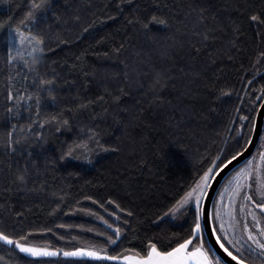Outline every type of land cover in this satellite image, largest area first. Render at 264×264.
I'll list each match as a JSON object with an SVG mask.
<instances>
[{
  "label": "trees",
  "instance_id": "obj_1",
  "mask_svg": "<svg viewBox=\"0 0 264 264\" xmlns=\"http://www.w3.org/2000/svg\"><path fill=\"white\" fill-rule=\"evenodd\" d=\"M32 3L0 0V23L8 22L0 29V230L16 235L31 232V243L51 249L105 247V236L97 233L111 235L112 229L98 219L102 216L113 228L122 229L118 245L107 246L110 254L133 250L145 255L149 242L170 250L187 235L190 217L158 218L218 152L230 156L240 149L244 138L237 140L238 133L247 134L248 123L255 122L264 102V37L258 35L264 30L248 20L250 12H264V0H53V11L68 23L58 26L49 13L47 22L32 30L45 35L52 49L39 71L55 77L56 101L42 93L39 117L34 101L21 102L20 116L11 121L17 125L15 139L20 144L15 154H9L4 125L12 114L6 111L11 106L6 104L7 91L11 86L25 95V87L29 92L36 88L22 64L6 63L8 34ZM201 8L206 10L203 23L198 21ZM76 14L80 23L94 20V27L81 32L80 23L73 20ZM153 15L167 19L169 27L154 24L152 32L146 33L134 22ZM234 24L239 25V33L233 31ZM58 27L69 43H57ZM206 31L207 41L203 40ZM121 44L123 50L113 54ZM221 89L231 95L222 96ZM101 96L104 99L87 110L66 111L74 108L78 98L95 101ZM62 110L70 130L57 133L54 127L41 129L38 124L27 130L32 120ZM240 116H248L249 121ZM21 127L25 131H19ZM89 129L99 133L103 145L118 150L90 153L93 164L83 157L61 159L74 141L95 147L88 140ZM25 165L32 179L20 191L13 181ZM219 199L217 195L215 203ZM122 209L134 215L129 217ZM43 259L48 264H85L63 255ZM35 260L0 242V264ZM86 264L100 262L87 260Z\"/></svg>",
  "mask_w": 264,
  "mask_h": 264
},
{
  "label": "snow or ice",
  "instance_id": "obj_2",
  "mask_svg": "<svg viewBox=\"0 0 264 264\" xmlns=\"http://www.w3.org/2000/svg\"><path fill=\"white\" fill-rule=\"evenodd\" d=\"M121 2L131 3V0H121ZM119 8L120 5H117ZM205 9L198 10V21L203 23L206 19L204 13ZM55 19L58 26L66 25L68 21L53 11V0H39L31 5V8L27 12L24 19L20 21L14 29H11L8 34V46L6 53V63L12 65L14 63L22 64L28 74L32 75V85L36 90L29 92L25 87V95H19L18 90L14 92L9 87L6 95V111L11 116L8 117V123L4 125L8 129L7 142L5 147L8 148L9 154H15L17 152V145L20 144L19 139H15L17 132V125L11 123V121L20 116V106L22 101H34L35 115L40 116V110L42 106L41 94L47 93L49 98L56 101L55 96V77L48 78L47 73H41L39 67L33 69L29 67V60L39 55L41 60L45 59L48 53L52 50L48 38L39 32H34L35 28L40 22H47L48 15ZM113 17H109L112 19ZM73 20L77 23L81 22V17L76 14L73 16ZM249 23L255 25L258 29L264 30V12H250L248 15ZM133 21H130V23ZM135 23L140 24L141 28L146 33L152 32V25H161L167 29L169 22L167 19L158 16H151L149 19L135 18ZM8 23V22H5ZM5 23H0V29L5 27ZM95 21H88L87 23H80V30L83 33H87L94 27ZM21 26H25L27 30H22ZM71 31V29H67ZM208 31H211L210 29ZM235 33L240 32L239 25L233 26ZM14 33V34H13ZM199 34V33H198ZM258 35L264 37V31L258 32ZM209 39L207 31L203 34V40ZM57 43L67 44L68 39L64 35V31L59 30L56 33ZM103 38L98 41L102 43ZM124 45L121 44L112 50V53L119 55L123 50ZM199 51V49H196ZM26 53V55H25ZM107 57L109 53L105 52ZM261 56H264V52H261ZM80 57H77L79 60ZM259 62V61H257ZM133 72L139 74L138 69H133ZM147 75V73H143ZM128 73H125V77H128ZM28 75H24L22 79L28 80ZM13 77L9 76L11 81ZM251 83V81H249ZM155 85L159 84V81H154ZM264 91V90H262ZM222 96H230L231 93L221 89ZM264 98V97H261ZM104 97H98L97 100L91 99H79L74 108L70 107L66 109L69 112H79L87 110L91 105L97 103V101L103 100ZM114 100H118L119 97H114ZM264 107V105H262ZM29 114L32 113V105L28 106ZM64 111L54 113L50 116L44 117L42 120H32L27 126L29 132L32 131V126L37 125L43 129L46 126L54 127L57 133L62 130H70L71 123L68 118L65 117ZM236 111H239L238 109ZM240 120L249 121L248 116H240ZM243 127V126H242ZM247 134L238 133L237 140L240 136L244 138V144L240 149L230 154V156H224L222 152H218L213 157V162L209 167L202 171L198 175V178L193 181L183 192L179 198L175 199L173 203L164 211L163 215L158 219L163 220L165 217L169 219H177L180 217H190V223L188 227V233L181 240H177L174 247L170 250H161L154 242H149L147 246V252L145 255H141L139 252L133 250H125L123 253H117L115 255L110 254L107 246L118 245L122 236V229L120 227L113 228V224L109 223L102 216H98V219L102 220L108 229H112V234L97 233V235L105 236V247H98L95 245L76 246L72 250H64L61 248L51 249L47 246H40L30 242L29 237L33 233L27 234L21 233L19 235L9 234L3 230H0V242L3 244L18 249L19 253L28 257L36 258L35 261H29V264H48V261L43 258H52L63 255L66 258H78L79 261L87 260L97 261L100 264L105 262H112V264H223L222 259L217 255L218 249L215 246H219V250L231 258V261L235 264H264V135H259L260 148L257 150V155L251 159H247L243 166L239 167L227 180L226 184L222 186L223 191L217 193L220 200H223L224 192L228 193V206L227 210L224 209L222 203H215L212 213L210 214L207 209V203L211 201L210 192L213 191V185L218 183L219 178L227 172L230 166L237 163L239 158L248 151V147L252 145L251 136L257 133V126L253 121H250L247 125ZM19 131L23 132L25 129L21 127ZM99 133L94 129H89L88 140L95 144V147H91L88 144L73 142L68 145L66 150L61 156V159L71 157L73 159H83L88 164H93L91 154H95L97 151H117L114 147H107L103 145L98 139ZM40 139H43L41 133ZM87 149V152H85ZM31 156V153H27ZM218 161V162H217ZM26 173V179L23 182L13 181L17 184V189L20 191L26 190L29 181L32 179L31 174L28 171L27 165L24 167ZM71 174V173H70ZM11 190L5 188V191ZM86 200H91L93 204L100 203L93 199L91 196H85ZM61 199H63L61 197ZM239 201V204L237 203ZM109 204L115 203L113 200H108ZM104 205L100 203V207ZM119 207V205H116ZM59 207V205H57ZM81 211H88L91 215H97L90 210L81 209ZM122 211H126L122 209ZM241 213L244 214L243 220H241ZM127 216L131 217L134 214L131 211H126ZM251 217V223L247 221V217ZM117 220L120 217H116ZM58 227L64 228L65 225H59ZM46 231H51L47 229ZM208 237H214V245L209 247ZM63 239V237H61Z\"/></svg>",
  "mask_w": 264,
  "mask_h": 264
},
{
  "label": "water",
  "instance_id": "obj_3",
  "mask_svg": "<svg viewBox=\"0 0 264 264\" xmlns=\"http://www.w3.org/2000/svg\"><path fill=\"white\" fill-rule=\"evenodd\" d=\"M264 105V102L262 103ZM260 107L259 112L257 114L255 124L257 126V133L252 134V145L247 146L248 151L244 153L242 157L239 158L237 163H234L233 166H230L229 170L223 174L221 178H219L218 183H215L213 185V191L210 192L211 195V201L207 203V209L208 212L211 214L213 210V206L215 204L217 193H219V190L223 186V184L226 182V180L243 164L246 162L247 159H251L255 153L257 152L258 146L260 144L259 135H263L264 133V107ZM209 239V247H212L214 245V237H208ZM215 249H218L217 255H219L222 259L223 264H235V262L231 261V258L228 257L223 250H219V246L216 245Z\"/></svg>",
  "mask_w": 264,
  "mask_h": 264
},
{
  "label": "clouds",
  "instance_id": "obj_4",
  "mask_svg": "<svg viewBox=\"0 0 264 264\" xmlns=\"http://www.w3.org/2000/svg\"><path fill=\"white\" fill-rule=\"evenodd\" d=\"M41 63H42V60L39 57V55H37L31 59L30 66H31V68L36 69L37 67L40 66ZM15 179L17 181L23 182L26 179V173L25 172H17L15 175Z\"/></svg>",
  "mask_w": 264,
  "mask_h": 264
},
{
  "label": "rangeland",
  "instance_id": "obj_5",
  "mask_svg": "<svg viewBox=\"0 0 264 264\" xmlns=\"http://www.w3.org/2000/svg\"><path fill=\"white\" fill-rule=\"evenodd\" d=\"M257 155V154H256ZM256 155H254V156H256ZM218 202L219 203H222L223 205H224V209L223 210H227V205H228V193L227 192H224V195H223V200L221 201L220 199L218 200ZM217 202V203H218ZM237 203L239 204V201H237ZM243 217H244V214L243 213H241V220H243ZM247 221L249 222V223H251V217L250 216H248L247 217ZM28 257V256H27ZM64 257V256H63ZM30 258H33V257H30ZM52 258H55V257H52ZM64 258H66V257H64ZM68 259H78V258H68Z\"/></svg>",
  "mask_w": 264,
  "mask_h": 264
}]
</instances>
